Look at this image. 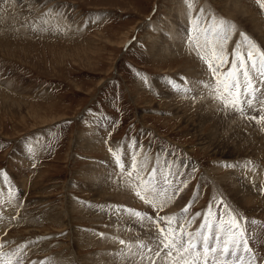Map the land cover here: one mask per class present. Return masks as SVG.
<instances>
[{"label": "rangeland", "instance_id": "obj_1", "mask_svg": "<svg viewBox=\"0 0 264 264\" xmlns=\"http://www.w3.org/2000/svg\"><path fill=\"white\" fill-rule=\"evenodd\" d=\"M196 17L202 27L213 17L235 25L229 53L241 32L264 50L257 0H0V253L13 264L139 260L117 254L129 242L150 243L155 228L113 207L153 219L157 210L135 195L110 148L138 153L145 176L175 174L183 190L159 215L192 201L187 219L201 213L188 228L195 231L221 196L249 222L264 256V205L252 211L237 201L249 182L263 201L264 122L224 110L197 83L206 66L188 43Z\"/></svg>", "mask_w": 264, "mask_h": 264}, {"label": "snow or ice", "instance_id": "obj_2", "mask_svg": "<svg viewBox=\"0 0 264 264\" xmlns=\"http://www.w3.org/2000/svg\"><path fill=\"white\" fill-rule=\"evenodd\" d=\"M264 8V0H257ZM191 7V3L189 4ZM195 35L189 36L188 43L195 50L196 57L206 66V79L198 81L199 86L208 90V96L222 106L224 110L247 116L256 123L264 122V50L247 34L241 32V40L236 42L231 53L227 51V42L235 25L219 21L211 22V26L202 27L200 18L196 17ZM231 57V59H229ZM227 67L226 65H229ZM178 92H190L188 87L170 82ZM259 106V107H257ZM259 111V116L247 113ZM132 147H136L135 144ZM114 158L115 167L120 174L127 168V177L133 181L132 188L135 195L146 205L157 210L155 219L146 212L126 206H114L113 211L118 216L126 213L129 219H134L141 227L148 222L155 231L150 237V243L138 241L127 244V253L133 258L132 264H264V256L257 255L250 240L255 239L248 231L249 222L227 204L221 196H214L203 220L195 231L188 228L201 213L197 212L191 220L186 214L192 201L182 211L175 215L161 216L159 210L173 200L172 192L178 197L182 188H175L170 176L175 175L169 170L162 177L157 178V170L144 175L145 167L138 162L136 152L121 154L119 149H109ZM128 158V164L122 159ZM230 166V165H225ZM170 167V165H169ZM0 178L7 180L5 170H0ZM184 187L188 181H179ZM219 211L217 219L216 210ZM179 222V227H177ZM250 223L255 224V221ZM125 245V241H118ZM0 247H3L0 245ZM19 251H22L20 249ZM0 264H13L12 256L0 253Z\"/></svg>", "mask_w": 264, "mask_h": 264}, {"label": "bare ground", "instance_id": "obj_3", "mask_svg": "<svg viewBox=\"0 0 264 264\" xmlns=\"http://www.w3.org/2000/svg\"><path fill=\"white\" fill-rule=\"evenodd\" d=\"M4 90V89H3ZM7 99V98H6ZM10 99V98H9ZM109 140V139H108ZM109 142H110V140H109ZM105 144H106V142H104V147H105ZM264 167V166H263ZM256 169V168H255ZM253 171V170H252ZM248 172V171H247ZM262 172V174L261 175H263L264 176V170H263V168H262V170H260V172L259 173H261ZM249 173V172H248ZM249 174H251V173H249ZM253 174H251V176H252ZM260 176V175H259ZM261 177V176H260ZM251 179V178H250ZM254 180V179H253ZM259 180V179H258ZM262 180V179H261ZM261 183H262V181H260ZM264 182V181H263ZM244 183V182H243ZM251 185L250 186H248L247 184H244V189H243V194H244V196L238 191V194L241 196V198H242V203L239 201V200H237L243 207H245V208H247V210H254L255 208H256V206H257V208L258 207H261L262 205H264V195H263V201L261 200V201H259L261 198L259 197V196H257V194H256V191H255V193L253 192L254 191V182H249ZM258 183V182H257ZM259 185H260V183H259ZM260 187H263L264 188V183L263 184H261L260 185ZM259 187V188H260ZM259 188H258V191H259ZM261 189L262 188H260V192H261ZM259 192V193H260ZM175 202V201H174ZM170 203V202H169ZM180 203V202H179ZM166 206H168V205H166ZM183 206V205H182ZM264 207V206H263ZM169 208V207H168ZM176 208V207H175ZM148 210V209H147ZM150 210V209H149ZM256 210V209H255ZM173 211H174V209H173ZM149 212V211H148ZM171 212V211H170ZM204 212V211H203ZM257 212H258V210H257ZM176 213V212H175ZM253 213V212H252ZM258 213H261V212H258ZM257 213V214H258ZM168 214V213H167ZM251 214V213H250ZM150 215V214H149ZM153 215H155V214H153ZM161 215V214H160ZM254 215V214H253ZM253 217V216H252ZM255 217H256V215H255ZM199 218V217H198ZM202 218V217H201ZM133 220V219H132ZM198 220V219H197ZM199 221V220H198ZM200 222V221H199ZM198 222V223H199ZM123 223V222H122ZM121 223V224H122ZM200 224V223H199ZM1 225V224H0ZM123 225V224H122ZM121 225V226H122ZM3 226V225H2ZM146 227V226H145ZM144 227V228H145ZM143 228V227H142ZM0 229H2V228H0ZM4 229V228H3ZM138 229V228H137ZM6 230V229H5ZM141 229L139 228V231H140ZM145 229H143V231H144ZM134 232L135 231H137V230H133ZM138 231V232H139ZM124 232H125V230H124ZM127 232V231H126ZM141 232V231H140ZM145 232V231H144ZM258 232V231H257ZM250 233V232H249ZM259 233V232H258ZM129 234V233H128ZM127 234V235H128ZM132 234V233H131ZM133 234H136V233H133ZM138 234V233H137ZM142 234H144V233H142ZM3 236H4V234H3ZM126 236V235H125ZM133 236V235H132ZM136 236V235H135ZM138 236H139V234H138ZM260 236V235H259ZM122 237V236H121ZM129 237V236H128ZM134 237V236H133ZM262 237V236H261ZM264 237V236H263ZM5 238V237H4ZM135 238H137V237H135ZM128 239H130V238H128ZM132 239V238H131ZM141 239V238H140ZM139 239V240H140ZM264 239V238H263ZM146 240V239H145ZM261 241V240H260ZM130 243V242H129ZM149 243V242H148ZM261 243V242H260ZM128 244V243H127ZM131 244H132V242H131ZM13 246V245H12ZM120 248V247H119ZM124 248V247H123ZM122 250V249H121Z\"/></svg>", "mask_w": 264, "mask_h": 264}]
</instances>
